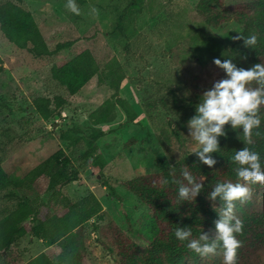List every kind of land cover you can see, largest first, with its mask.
I'll use <instances>...</instances> for the list:
<instances>
[{
	"label": "rangeland",
	"instance_id": "1",
	"mask_svg": "<svg viewBox=\"0 0 264 264\" xmlns=\"http://www.w3.org/2000/svg\"><path fill=\"white\" fill-rule=\"evenodd\" d=\"M21 1L50 49L68 41L73 45L53 57L34 58L8 43L0 32V163L11 178L17 179L58 150L63 151L71 161L64 172L68 176L78 174V181L66 185L63 193L76 202L91 192L103 207L81 228L80 260L83 264H113L96 243L95 225L114 221L141 247L147 245L150 230L149 209L127 192L123 183L162 171L171 166L170 159L178 160L183 152L201 147L190 137L187 123L196 114L203 92L225 78V73L213 62L202 64L205 46L193 37L213 36L230 48L242 28L234 23L217 29L204 27L195 8L199 0H74L79 15L67 7L68 0ZM224 1L226 6L243 2ZM5 2L17 4L15 0H0V4ZM84 50L92 53L100 67L112 57L119 60L126 75L119 94L138 113L127 132L113 139L110 135L108 147L100 144L103 152L106 149L101 175L83 158V134H89L91 114L100 111L113 94L109 82L99 84L94 77L76 96H68L50 74L52 66H60ZM57 95L67 100L60 118L42 120L32 101ZM115 109L125 119L124 112ZM117 123L100 127L109 132ZM64 135L72 142H61ZM163 140L167 156L161 146ZM56 171L61 167L54 165ZM104 183L113 187L116 196L103 187ZM6 193L0 194V219L21 205L7 199ZM51 193L52 189H47L41 196L44 203ZM251 193L248 204L243 205L252 210L263 208L261 194ZM48 204L53 212L61 210L54 201ZM45 248L44 241L25 237L12 246L10 259L25 264ZM218 259L223 262V254Z\"/></svg>",
	"mask_w": 264,
	"mask_h": 264
},
{
	"label": "trees",
	"instance_id": "2",
	"mask_svg": "<svg viewBox=\"0 0 264 264\" xmlns=\"http://www.w3.org/2000/svg\"><path fill=\"white\" fill-rule=\"evenodd\" d=\"M0 4V32L8 43L19 50L27 51L34 58L53 57L72 47L73 42L58 43L50 49L29 11L21 7V0ZM196 12L202 18V25L217 29L219 26L234 23L242 28L239 36L247 38L252 34L258 36L254 48H245L242 40H234L230 48L213 36L194 38L202 43V64H208L214 58L232 59L238 67L249 68L257 63H264V0H243L233 5H225L224 0H199ZM118 31L121 29H117ZM192 49L195 47L191 45ZM246 56L244 60L242 57ZM3 66L0 62V73ZM51 78L62 87L68 96L76 95L94 77L98 83L108 81L113 94L102 105V109L91 114L94 123L113 121L115 108L124 112L125 123H134L137 119L131 105L120 96L122 83L126 80L123 67L116 57H112L100 67L89 50H84L60 66H52ZM251 87H258L253 82ZM67 100L62 96L37 97L32 101L35 113L44 121L58 120ZM261 127L257 136L253 131L252 144L244 141L242 129L233 130L225 125L226 136L219 138L220 150L213 153L217 160L214 168L202 164L195 151L183 152L178 160L170 159L171 166L156 173H147L134 177L123 183L124 189L136 197L149 209V238L147 245L141 247L122 231L114 221L104 225H95L97 245L106 252L113 264H223L218 259L224 253L222 245L215 255L200 257L187 248V241L181 242L175 237L177 227H191L192 238H198L202 232L215 238V224L219 219L223 202L211 201L208 197L217 183H244L236 175L238 166L233 157L236 151L248 147L258 152L261 165L264 167V105L261 106ZM121 128V125L118 126ZM84 136L85 152L83 158L99 175L106 162L99 153L96 142L105 136L102 131L90 128ZM115 130L109 132L114 133ZM75 133H79L75 131ZM61 140L72 142L64 135ZM167 141V139H165ZM161 142L167 154L166 141ZM167 147V148H166ZM71 164L70 159L58 150L52 156L28 169L17 179L11 178L0 163V194L21 204L0 219V262L2 264H18L11 261L12 246L25 237L44 241L46 248L25 264H83L79 251L81 246L82 226L102 212V205L95 194L88 192L79 201H72L63 193L69 183L78 181V174L68 176L64 170ZM61 167V171L53 172V166ZM187 170L197 183L203 184L201 193L193 201L180 200L178 189L187 181L183 172ZM167 181V183H165ZM47 189H52L51 197L44 203L41 196ZM251 192L260 193L264 199V185L249 184ZM105 187L111 195L116 196L114 189L107 183ZM258 193V194H259ZM61 207L53 212L49 202ZM246 204V203H245ZM248 204V203H247ZM235 215L243 222V231L236 238L241 242L237 250V264H264V207L252 210L237 202Z\"/></svg>",
	"mask_w": 264,
	"mask_h": 264
},
{
	"label": "clouds",
	"instance_id": "3",
	"mask_svg": "<svg viewBox=\"0 0 264 264\" xmlns=\"http://www.w3.org/2000/svg\"><path fill=\"white\" fill-rule=\"evenodd\" d=\"M67 7L74 14H80L74 0H68ZM92 11L97 13L95 8ZM233 40H242L245 48H254L258 36L252 34L245 38L237 35ZM212 62L223 70L225 78L214 82L209 90L203 92L196 114L187 123L190 137L201 146L195 155L208 168L217 164L212 154L220 150L219 138L226 136L225 125H230L233 130L242 129L247 144L253 143L254 130H257V136L261 135L258 130L261 127V106L264 105V63L243 68L230 58H214ZM253 82L258 87H251ZM233 160L238 165L236 175L244 183H217L208 197L211 201L219 198L223 202L219 219L214 222L215 238L210 240L209 235L203 232L198 238H192L191 227H177L174 233L179 241H187V248L200 257L215 255L222 245L223 264H237V250L241 247L236 236L242 233L243 222L235 215L237 202L245 204L251 199L249 184L264 185V167L258 152L243 147L235 152ZM183 178L188 186L180 184L179 199L193 201L201 193L203 184L197 183L187 170L183 172Z\"/></svg>",
	"mask_w": 264,
	"mask_h": 264
},
{
	"label": "crops",
	"instance_id": "4",
	"mask_svg": "<svg viewBox=\"0 0 264 264\" xmlns=\"http://www.w3.org/2000/svg\"><path fill=\"white\" fill-rule=\"evenodd\" d=\"M83 89V88H82ZM81 89V90H82ZM80 90V91H81ZM79 91V92H80ZM78 92V93H79ZM77 93V94H78ZM76 94V95H77ZM76 95H74V96H76ZM67 106V105H66ZM115 111H116V109H115ZM124 120V121H123ZM118 121V125L117 126H115V127H113L112 129H111V131L112 130H115V132L114 133H112V134H109V132H107V131H104V130H102L101 129V127L100 126H102V125H106V124H113V123H115V122H117ZM125 121H126V119H123V117H122V115H120L119 114V112L118 111H116V117H115V119L113 120V121H109V122H104V123H94L93 121H92V123L90 124L91 126V128H93V129H96V130H98V131H102L104 134H105V136L104 137H102V138H99L98 139V141L96 142V146H97V148H98V150H99V153H101V155L103 154V155H105V153H106V149H105V152H103V149L100 147V144H102V145H105L106 147H108L109 146V144H111V142L109 141V136L113 139V138H117L120 134H121V132L122 131H124V133H125V131L127 132V130H128V126L129 125H132V123L131 124H126L125 123ZM121 125V128L119 129L118 128V126H120ZM100 139H102V140H104V142H102V143H100ZM61 142H64V143H67L68 141H64V140H61ZM108 144V145H107ZM105 160V159H104Z\"/></svg>",
	"mask_w": 264,
	"mask_h": 264
}]
</instances>
